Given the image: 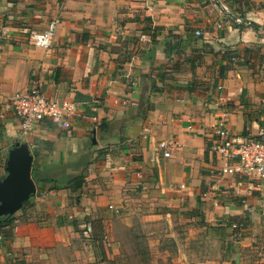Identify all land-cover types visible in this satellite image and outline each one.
Segmentation results:
<instances>
[{"label": "crops", "instance_id": "0c3cea01", "mask_svg": "<svg viewBox=\"0 0 264 264\" xmlns=\"http://www.w3.org/2000/svg\"><path fill=\"white\" fill-rule=\"evenodd\" d=\"M34 80L74 105L68 128L21 131L10 101ZM219 118L264 140V0H0V179L26 144L36 185L0 264H123L163 221L181 264H264V180L219 172Z\"/></svg>", "mask_w": 264, "mask_h": 264}, {"label": "built area", "instance_id": "2783aa9c", "mask_svg": "<svg viewBox=\"0 0 264 264\" xmlns=\"http://www.w3.org/2000/svg\"><path fill=\"white\" fill-rule=\"evenodd\" d=\"M54 30L55 23L51 22L46 31L31 36V43L39 48L51 47ZM195 35L199 36L200 32L196 31ZM10 102L23 133L30 132L37 123L44 120L56 121L62 128H68L69 121L75 116V107L71 102L58 103L46 99L40 93L35 80L29 91L14 94ZM212 129L214 144L211 150L221 163L219 172L222 175L264 180V140L238 138L232 134L222 118L214 122ZM170 144L166 141L157 144V149L164 158L170 156L167 151ZM242 203L245 205V201ZM246 212L250 213L251 210L247 208ZM231 227L235 229L237 225L233 224Z\"/></svg>", "mask_w": 264, "mask_h": 264}, {"label": "water", "instance_id": "95a60500", "mask_svg": "<svg viewBox=\"0 0 264 264\" xmlns=\"http://www.w3.org/2000/svg\"><path fill=\"white\" fill-rule=\"evenodd\" d=\"M32 155L26 144L15 143L7 155L5 175L0 179V217L12 216L35 196L31 177Z\"/></svg>", "mask_w": 264, "mask_h": 264}, {"label": "rangeland", "instance_id": "374dc122", "mask_svg": "<svg viewBox=\"0 0 264 264\" xmlns=\"http://www.w3.org/2000/svg\"><path fill=\"white\" fill-rule=\"evenodd\" d=\"M186 227L187 226H176V229L182 231V233H183V228H186ZM148 228H152V226H148ZM166 230L172 231L171 227L167 226V222L163 221L160 228H159V231H158V240L159 241H158V243L153 244V247L146 245V244H149L147 241H154L155 240L153 234L150 235L148 233V235L145 236V239H143V237L139 239L138 242L139 243L142 242V244H140V248L137 250L139 252L141 251V255L137 258V260H133V258H134L133 255H137V253H138L137 250H136V254L134 253L133 246H130V248H128L127 252H126L125 248H123L121 253L119 254V258H118L119 263H123V264H145L144 260L149 258L146 261V263L151 264V262L153 260H156L157 258H163L165 256L167 258L169 264H181V262H180L181 257L179 256L180 253L177 252L176 247H174V245L172 244L174 239L172 240L171 237L166 236V234H167ZM5 231H7V230H5ZM1 235L2 234H0V237H1ZM81 236H84V235H81ZM192 237L193 238L196 237V234L193 233ZM82 239L84 240L85 238L82 237ZM91 244H92V242H91ZM144 246H145V248H144ZM164 246L168 247V249L166 250L167 254L160 253V250ZM151 250H152V253H151ZM178 250H180V248H178ZM192 251L198 253L197 250L192 249ZM191 260L193 261L194 259L191 258ZM141 261H142V263H141Z\"/></svg>", "mask_w": 264, "mask_h": 264}, {"label": "trees", "instance_id": "16d2710c", "mask_svg": "<svg viewBox=\"0 0 264 264\" xmlns=\"http://www.w3.org/2000/svg\"><path fill=\"white\" fill-rule=\"evenodd\" d=\"M79 187H80V183L79 184H76L74 188L77 189ZM14 221H15V217H13V216L0 217V234H2L1 237H8V235H10L9 229L10 230L12 229V226H13V222ZM95 228H96L95 231H98V226L95 227ZM6 229H8V230L5 231ZM85 230L84 229L83 230H78V232L81 235H84V234L87 233V230L86 231Z\"/></svg>", "mask_w": 264, "mask_h": 264}]
</instances>
